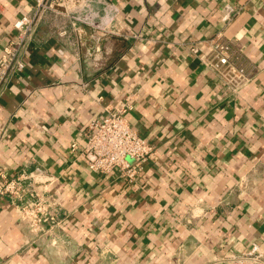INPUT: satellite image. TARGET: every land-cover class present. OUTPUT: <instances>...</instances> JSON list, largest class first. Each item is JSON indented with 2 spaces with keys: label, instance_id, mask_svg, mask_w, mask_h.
<instances>
[{
  "label": "crops",
  "instance_id": "crops-1",
  "mask_svg": "<svg viewBox=\"0 0 264 264\" xmlns=\"http://www.w3.org/2000/svg\"><path fill=\"white\" fill-rule=\"evenodd\" d=\"M87 1L105 38L47 17L0 84V180L43 170L57 211L32 233L0 196V264H264V0ZM33 8L0 0V55ZM216 34L251 67L234 97L200 59ZM122 104L155 149L131 183L81 155L89 123Z\"/></svg>",
  "mask_w": 264,
  "mask_h": 264
},
{
  "label": "built area",
  "instance_id": "built-area-1",
  "mask_svg": "<svg viewBox=\"0 0 264 264\" xmlns=\"http://www.w3.org/2000/svg\"><path fill=\"white\" fill-rule=\"evenodd\" d=\"M89 7L87 0H34L32 13L21 16L12 24L17 33L3 47L0 55V84L15 70L24 69L21 56L29 46L37 25L47 17L54 22L64 20L59 23V35H67V23L73 30H78L77 23L83 22L97 30V42L105 38L109 32L102 24H95L85 15H79V11ZM203 45L206 52L200 59L204 67L221 82L226 96H237L251 82V67L246 56L221 34L205 40ZM189 50L194 56L199 51L194 45ZM128 110L127 104L107 108L103 119L92 120L81 155L91 172H116L131 183L155 149L131 126L126 117ZM71 147L73 149L74 145ZM51 180L43 170L0 180V196L7 198L15 207L20 221L25 222L32 233L49 230L57 222L54 201L35 188L37 182Z\"/></svg>",
  "mask_w": 264,
  "mask_h": 264
}]
</instances>
